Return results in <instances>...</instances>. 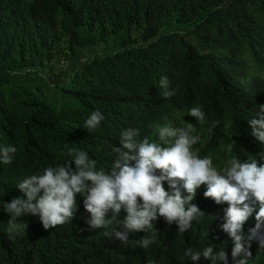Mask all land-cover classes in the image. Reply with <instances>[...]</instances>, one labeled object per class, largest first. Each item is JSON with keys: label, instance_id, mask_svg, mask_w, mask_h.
Instances as JSON below:
<instances>
[{"label": "trees", "instance_id": "16d2710c", "mask_svg": "<svg viewBox=\"0 0 264 264\" xmlns=\"http://www.w3.org/2000/svg\"><path fill=\"white\" fill-rule=\"evenodd\" d=\"M162 77L175 95L162 96ZM260 105L264 0H0V148L17 149L11 164L0 162V264H211L185 254L209 245L232 264L233 241L221 228L228 205L206 198L205 185L192 201L204 215L183 233L160 217L147 248L136 241L149 232L122 244L104 228L91 229L79 195L71 222L45 230L38 216L26 215L27 229L11 238L4 206L26 198L16 187L24 177L71 159L68 148L110 172L113 145L129 128L154 142L151 125L191 123L206 141L194 150L218 169L232 157L264 164V143L248 123ZM192 107L205 113L203 125L187 114ZM96 110L104 119L89 133L82 125ZM125 216L121 209L107 231ZM255 223L243 226L246 247ZM250 251L248 264H264L258 238Z\"/></svg>", "mask_w": 264, "mask_h": 264}, {"label": "clouds", "instance_id": "9594fccd", "mask_svg": "<svg viewBox=\"0 0 264 264\" xmlns=\"http://www.w3.org/2000/svg\"><path fill=\"white\" fill-rule=\"evenodd\" d=\"M159 83L164 89L163 97L175 95V90H169L167 77H162ZM187 114L197 123L204 124L205 113L200 107H192ZM103 119V114L96 110L82 126L92 133ZM248 123L255 139L264 143V105L259 106L255 118L249 119ZM151 127L158 133L159 143L150 142L147 137L137 139L140 130L136 128L120 134V146L113 145L112 148L117 158L108 173L96 170V161L90 159L86 151L65 145L71 159L62 166H50L40 174L24 177L16 187L26 198H13L4 206L9 215L5 229L9 238L27 229L28 225L22 219L26 215L38 216L45 230L71 222L79 195L84 198V208L90 213L86 223L91 229L104 228L105 236L114 237L122 244L129 242L130 234L149 232L151 235L136 241L138 246L147 248L155 242L154 222L160 217L169 225L175 223L178 232L183 233L191 227L193 220L204 215L192 201L197 189L205 185L203 194L206 198L228 205L221 228L233 241L232 264H248L247 257L252 255L251 240L258 238L260 246L264 247V237H258L264 226V164L255 159L241 162L232 157L226 166L218 169L210 157H201L198 150H194V145H203L206 141L195 134L193 124ZM232 150L233 145L228 144L226 151L231 153ZM16 151L15 146L0 148V162L11 164ZM121 209L126 216L107 231ZM110 210L112 216L106 218ZM253 213L256 223L249 230L246 247L243 226ZM185 254L193 261L202 256L211 264H229L227 253L224 250L214 252L211 245L202 252L189 249Z\"/></svg>", "mask_w": 264, "mask_h": 264}, {"label": "rangeland", "instance_id": "374dc122", "mask_svg": "<svg viewBox=\"0 0 264 264\" xmlns=\"http://www.w3.org/2000/svg\"><path fill=\"white\" fill-rule=\"evenodd\" d=\"M101 47L103 48V46L98 45V49H99V50L101 49ZM152 140H153L154 142H158V141H159V140H158V133H157L156 131H155L154 134L152 135ZM34 219L39 220V217H35ZM254 220H255V213H253V215L249 217V219L247 220V222H246L245 224L251 223V222L254 221ZM245 224H244V225H245Z\"/></svg>", "mask_w": 264, "mask_h": 264}]
</instances>
